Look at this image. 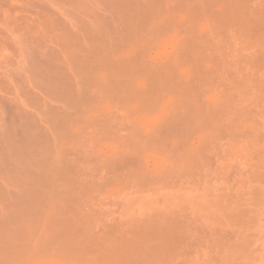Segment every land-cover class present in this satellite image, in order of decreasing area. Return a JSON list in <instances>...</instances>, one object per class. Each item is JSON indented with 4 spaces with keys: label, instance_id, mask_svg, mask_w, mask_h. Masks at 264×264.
Masks as SVG:
<instances>
[{
    "label": "rangeland",
    "instance_id": "obj_1",
    "mask_svg": "<svg viewBox=\"0 0 264 264\" xmlns=\"http://www.w3.org/2000/svg\"><path fill=\"white\" fill-rule=\"evenodd\" d=\"M0 264H264V0H0Z\"/></svg>",
    "mask_w": 264,
    "mask_h": 264
},
{
    "label": "bare ground",
    "instance_id": "obj_2",
    "mask_svg": "<svg viewBox=\"0 0 264 264\" xmlns=\"http://www.w3.org/2000/svg\"><path fill=\"white\" fill-rule=\"evenodd\" d=\"M227 8H228V6H227ZM137 12V11H136ZM134 13V12H133ZM133 15H135V14H133ZM140 15V14H139ZM137 17V16H136ZM138 18H140V17H138ZM132 19V18H131ZM134 19V18H133ZM132 19V20H133ZM134 21V20H133ZM129 60H131V59H129ZM213 106L214 107H212V109H213V111H215V112H211V111H209V118H211V119H213L214 121H216L217 119H218V109L220 108V106H219V104H217V103H215V102H213ZM185 107V106H184ZM217 110V111H216ZM184 111V110H183ZM177 113V112H176ZM184 113V112H183ZM186 114V113H185ZM184 114V115H185ZM196 115V117L197 118H199V119H202L203 117H202V113L201 112H199V110L198 111H196V113H195ZM181 117V116H180ZM172 120V119H171ZM174 120V119H173ZM178 120V119H177ZM179 122V121H178ZM170 123H172V122H170Z\"/></svg>",
    "mask_w": 264,
    "mask_h": 264
}]
</instances>
